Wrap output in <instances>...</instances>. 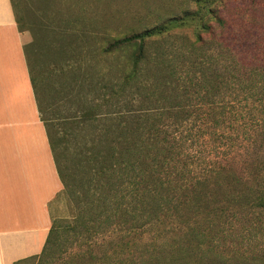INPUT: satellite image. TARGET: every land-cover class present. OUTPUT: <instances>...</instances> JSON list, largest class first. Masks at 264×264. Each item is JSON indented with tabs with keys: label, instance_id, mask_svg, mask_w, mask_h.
Instances as JSON below:
<instances>
[{
	"label": "trees",
	"instance_id": "trees-1",
	"mask_svg": "<svg viewBox=\"0 0 264 264\" xmlns=\"http://www.w3.org/2000/svg\"><path fill=\"white\" fill-rule=\"evenodd\" d=\"M192 1L107 39L118 63L93 74L92 101L60 131L41 118L24 48L72 215L14 264H226L205 228L263 224L264 46L236 33L225 0Z\"/></svg>",
	"mask_w": 264,
	"mask_h": 264
},
{
	"label": "rangeland",
	"instance_id": "rangeland-1",
	"mask_svg": "<svg viewBox=\"0 0 264 264\" xmlns=\"http://www.w3.org/2000/svg\"><path fill=\"white\" fill-rule=\"evenodd\" d=\"M12 2L18 27L29 37L24 48L35 79L41 118L45 124L54 125L52 131L61 130L56 124L62 117L74 115L80 97L92 101L89 83L93 74L118 63L102 53L107 39L140 32L195 10L192 0ZM224 2L223 16L236 33L248 35L250 41L257 38L264 46V0ZM186 32L190 35V29ZM71 215L64 196L50 203L51 223L59 225ZM205 233L213 253L226 264H264V221L256 226H214L205 228Z\"/></svg>",
	"mask_w": 264,
	"mask_h": 264
},
{
	"label": "crops",
	"instance_id": "crops-1",
	"mask_svg": "<svg viewBox=\"0 0 264 264\" xmlns=\"http://www.w3.org/2000/svg\"><path fill=\"white\" fill-rule=\"evenodd\" d=\"M10 0H0V264L37 255L61 191Z\"/></svg>",
	"mask_w": 264,
	"mask_h": 264
}]
</instances>
